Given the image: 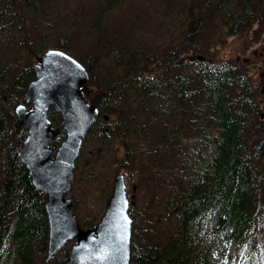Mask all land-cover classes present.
I'll return each mask as SVG.
<instances>
[{
	"label": "trees",
	"instance_id": "1",
	"mask_svg": "<svg viewBox=\"0 0 264 264\" xmlns=\"http://www.w3.org/2000/svg\"><path fill=\"white\" fill-rule=\"evenodd\" d=\"M260 34L264 0H0V264H54L13 130L33 62L54 47L83 66L98 110L66 192L79 226L120 172L128 264H264V73L243 53ZM231 35L225 58L214 47ZM46 117L58 125L54 107ZM218 238L231 249L216 262Z\"/></svg>",
	"mask_w": 264,
	"mask_h": 264
},
{
	"label": "water",
	"instance_id": "2",
	"mask_svg": "<svg viewBox=\"0 0 264 264\" xmlns=\"http://www.w3.org/2000/svg\"><path fill=\"white\" fill-rule=\"evenodd\" d=\"M201 57L196 56L198 60ZM33 74L23 91L24 101L30 102V108L24 104L14 107L13 130L15 149L26 167L30 183L45 196L44 262L51 259L65 241L72 239L64 250L63 259L55 258L54 264H128L131 225L123 175L115 173L113 176L103 211L91 227L79 226L71 200L65 195L71 185L74 159L82 137L98 113L96 106L81 94L86 87L87 73L78 61L54 47L36 57ZM50 106L59 112V125L55 128L50 127L46 117ZM102 115L107 119V115ZM60 129L63 136L56 146ZM261 131L264 135V129Z\"/></svg>",
	"mask_w": 264,
	"mask_h": 264
},
{
	"label": "rangeland",
	"instance_id": "3",
	"mask_svg": "<svg viewBox=\"0 0 264 264\" xmlns=\"http://www.w3.org/2000/svg\"><path fill=\"white\" fill-rule=\"evenodd\" d=\"M238 40L239 39L236 38L234 35L223 36V41H221V44L215 45L214 49L217 52V54H222L225 58H229L231 56L232 50L235 49L234 47L239 45ZM250 44L251 45H248L246 49L243 51L244 55L247 57V60H246L247 68L249 69V71L253 73L257 72L258 75L263 76V73H264V34H260ZM68 241H70V244L73 242L72 239L67 240L62 245V247ZM215 244H216L214 248L215 252L210 254L211 255L210 258L212 260H216L217 262L219 261V259H222L225 257V255L231 249V245L225 244L221 238H218ZM63 250L64 248L62 249V252L64 253ZM58 253L59 252H57L56 255Z\"/></svg>",
	"mask_w": 264,
	"mask_h": 264
},
{
	"label": "bare ground",
	"instance_id": "4",
	"mask_svg": "<svg viewBox=\"0 0 264 264\" xmlns=\"http://www.w3.org/2000/svg\"><path fill=\"white\" fill-rule=\"evenodd\" d=\"M4 98H5V97H3V99H4ZM21 104H24V103H20V105H21ZM262 135H263V133H262Z\"/></svg>",
	"mask_w": 264,
	"mask_h": 264
}]
</instances>
